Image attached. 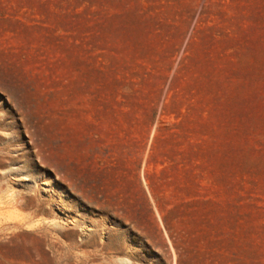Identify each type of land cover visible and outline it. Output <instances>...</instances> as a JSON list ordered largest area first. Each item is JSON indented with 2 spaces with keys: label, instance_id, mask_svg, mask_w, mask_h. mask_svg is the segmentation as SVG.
Segmentation results:
<instances>
[{
  "label": "rangeland",
  "instance_id": "rangeland-1",
  "mask_svg": "<svg viewBox=\"0 0 264 264\" xmlns=\"http://www.w3.org/2000/svg\"><path fill=\"white\" fill-rule=\"evenodd\" d=\"M0 264H264V0H0Z\"/></svg>",
  "mask_w": 264,
  "mask_h": 264
},
{
  "label": "bare ground",
  "instance_id": "bare-ground-1",
  "mask_svg": "<svg viewBox=\"0 0 264 264\" xmlns=\"http://www.w3.org/2000/svg\"><path fill=\"white\" fill-rule=\"evenodd\" d=\"M49 248H50V250L52 251V253L55 254V252L53 251V246H51V247H49ZM43 253H44V255H47V253H46L45 251H44ZM55 259H56L55 261H57V258H55Z\"/></svg>",
  "mask_w": 264,
  "mask_h": 264
}]
</instances>
